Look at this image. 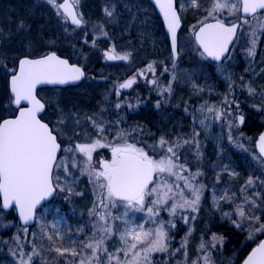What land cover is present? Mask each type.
Listing matches in <instances>:
<instances>
[{"label": "snow or ice", "instance_id": "snow-or-ice-1", "mask_svg": "<svg viewBox=\"0 0 264 264\" xmlns=\"http://www.w3.org/2000/svg\"><path fill=\"white\" fill-rule=\"evenodd\" d=\"M163 14L167 25V31L171 37L173 57L177 53V30L180 27V20L175 0H154ZM194 7H198V0H189ZM56 10V15L61 17L63 22L69 20L76 28L83 27L85 20L79 11L80 0H46ZM264 0H213L212 8L208 10V16L213 17L214 24H203L196 32V40L203 52L213 60L220 62L222 59L230 58L229 45L239 39L238 30L241 24L236 22L228 23L220 19L216 13H224L229 16H237L244 25H248L249 47L247 54L250 57L256 55V47L264 34ZM105 16H114L115 7L104 8ZM243 14L242 16L240 14ZM251 16L255 23L245 17ZM18 30L26 27L23 21L19 22ZM95 27L103 31V25ZM65 31H68L66 28ZM106 34V33H105ZM85 43H88L85 40ZM95 46V41H92ZM108 60L128 61L131 53L118 54L115 49L111 53L105 52ZM175 66V65H173ZM13 75L10 81V91L13 102L17 105L19 115L15 119L0 121V194L3 196L0 211L15 205L18 209L20 220L27 225L34 218V209L45 198L51 196L58 188L64 191L65 188L59 183V176L55 177L53 183V170L64 167L65 179L72 178L69 166L57 160V153L61 151V143L58 142L60 135L55 129L50 128L48 123L38 118L45 105L37 99L35 93L39 84H67L79 81L84 72L81 67L70 65L66 59L59 58L55 53L42 56L38 59L23 58L19 61L18 71L12 70ZM164 71H168L167 68ZM155 62L149 63L141 69L137 76L147 78L146 73L155 76ZM137 76H133L119 85V89H128L136 83ZM241 80L243 77L240 78ZM150 83L157 84L155 79ZM250 96L257 95L251 85H244ZM232 84H229L231 93ZM171 83L166 86L163 92H171ZM119 91V90H118ZM27 102L30 107H20L21 102ZM207 104V102H205ZM235 104L237 114L233 116L232 105ZM130 107L132 105H129ZM157 107L160 102H157ZM257 110L264 109V95H261L260 104H253ZM119 103L116 108H120ZM239 103L235 100L229 102L224 97L223 105L219 108L207 106L201 109L202 112L214 113L216 121L224 120L229 129L242 125L244 115L239 112ZM85 119L91 121V125L98 134L95 140H87L84 143H76L75 147L65 148V152H78L83 154V161H76L73 156L72 168L83 165L81 174H87L93 187L99 189L97 203L90 210L89 215L96 217L93 231L85 241H75L68 237L67 242L71 245H82L80 251L90 250V255L85 254L79 264H153L154 253H167L169 249V229L175 228L173 220L161 218V212H167L168 216L175 217L179 212H198L203 197L204 185L197 182L201 172H192L187 162L181 161V154L178 151L183 145L191 144L193 141H169L160 137L155 145L149 146L153 155L145 150V147H138L135 139V130L117 129L114 137L115 142L107 139L108 129L102 120L95 116H88ZM238 121V124H237ZM77 118L75 123L80 124ZM205 124L204 120L200 121ZM59 125L65 124V119L58 121ZM75 132V130H73ZM87 139V130L75 132ZM198 135V134H197ZM231 134L229 140L231 141ZM131 140V142H130ZM62 142V141H61ZM97 147H110L112 158L110 161L101 160L99 170L92 164L93 153ZM258 148L261 157H264V134L258 138ZM199 154V153H198ZM230 176L236 173L230 172ZM182 182V183H181ZM264 186V181H260ZM256 180L249 178L241 193H246L249 188H255ZM68 191L71 193L72 189ZM79 194V193H78ZM235 193L229 195L225 191L214 199V207L221 210L220 201L232 204ZM250 205V207H249ZM123 208L122 215H113V210ZM264 213V199L260 192H253L251 196L244 195L241 203L234 204L232 212H222L223 217L231 220L232 224L240 228L244 221L259 224L254 231H249L248 239H255L256 233H264V222H261L260 215L256 211ZM233 212L236 219H232ZM135 213H141L142 218L137 222ZM195 219V216L192 217ZM185 223L189 222L187 216H183ZM119 221L120 226H114ZM47 226L45 225L44 228ZM56 229V225H52ZM43 231V228H42ZM25 238L28 229L24 228ZM49 241L53 240L52 235L44 232ZM190 235V232H189ZM57 236L59 232L57 230ZM113 236L120 243L115 252H109L107 242ZM19 247V264H34V257L41 253L35 244L30 252H25L19 243L20 237L16 236ZM61 239H63L61 237ZM186 244V241H185ZM217 244L223 245V237L212 234L211 247ZM185 245H182L184 247ZM208 245L201 243L200 249L206 250ZM54 251L63 255L70 252L77 255L75 247L54 248ZM179 251V249H177ZM121 253L123 256H121ZM16 256L17 253L13 252ZM204 264H213L210 254L203 258ZM196 264V262H194ZM243 264H264V240H262L246 257Z\"/></svg>", "mask_w": 264, "mask_h": 264}, {"label": "rangeland", "instance_id": "rangeland-1", "mask_svg": "<svg viewBox=\"0 0 264 264\" xmlns=\"http://www.w3.org/2000/svg\"><path fill=\"white\" fill-rule=\"evenodd\" d=\"M44 0H0V29L5 28L6 24H9L11 20L14 19L15 14L19 15L21 11L20 17L28 18L31 20V11H33V18L37 15L35 12L38 10L39 12H46L43 5ZM95 1V0H94ZM205 0H198V7ZM72 0H70V3ZM98 2V0H97ZM100 2V1H99ZM122 8L124 13L127 16L131 17L128 20H124V18H117V6L111 0H102L98 5L97 3L88 4V8L90 11H87L83 5L79 3V11L83 14L85 25L80 30V33L77 30H69V32L77 33L81 38L92 35L93 41L97 39L103 45L102 48L106 50V52L111 53V50L114 48L127 47V43L125 41H119L120 36L126 35L129 33L130 26L134 23L133 19L135 16L134 7L130 6V4L126 1H123ZM213 0H206V4L208 10L212 8ZM178 10L181 18L190 19V11L195 9L196 7L192 6L189 0H178ZM212 3V4H211ZM115 7L114 16L109 18L105 16L103 9L108 7ZM33 9V10H32ZM99 12V19L92 20V15L94 11ZM39 14V13H38ZM218 14V13H216ZM222 16L226 17V19L233 20L237 16H229L227 12L220 13ZM41 15V13H40ZM211 17V16H209ZM116 21L121 22L120 30L118 33L113 29ZM252 23H255L254 20H251ZM96 25H103V31L99 28L95 27ZM152 23L148 22H139V29L143 31V34L146 33L148 36V40L150 41V47H157L158 43H161V38L153 33L152 30L148 29V26L151 28ZM45 26V25H44ZM248 26V25H247ZM43 27L42 24L37 26V28L41 29ZM35 28V27H34ZM192 26L185 25L183 30V36L179 37V45L182 52H186V57L189 55V48L187 41L190 42V34H191ZM249 31V30H248ZM248 31L244 35V40L240 44L241 51H244V58H235L231 56L226 59L224 62L219 64H213L212 74L217 77V81H210L208 79H199L200 75L197 73H189L187 75L186 87L188 93L191 92L192 95L198 96L194 101V112H193V122L195 123L196 131L198 135L202 136L203 141L208 144L209 148L212 146L216 149L217 155L220 158H223L224 162L222 163L219 169V175H222V178L216 181H213L207 188V191L203 192V197L200 202L198 213L199 217L197 220L201 223V235H207L209 239L212 240V234H216L213 228L217 225L227 223L228 226L233 227L235 230L240 232L250 231L252 222H243L240 228L234 226L231 220L223 217L222 212H232L234 204L240 203V199L242 198L241 189L235 187V180L238 178L240 174L244 173V165L232 157L229 153V132L223 131V122L216 121L214 119V113L202 112L201 109L206 108L207 106H215L219 108V100L222 98L223 92L219 89L223 85V87L228 88L231 83L232 86L236 85L239 82L250 81L249 85L255 86L261 82V79L264 78V34H261V39L257 43L256 47V55L254 57H250L247 54V48L249 45V36ZM106 33V34H105ZM148 33V34H147ZM102 35L104 36L102 38ZM181 43H185L184 46L181 47ZM160 46V44H158ZM166 49V47H165ZM239 49V52H240ZM169 52V51H168ZM166 51V55H169L168 60L170 63L173 62V59ZM180 52V54L182 53ZM201 54V53H200ZM97 51L94 52L93 58L90 61L91 69H93L95 63L98 60ZM77 56H80L77 54ZM182 56V55H181ZM203 56V55H202ZM185 57V56H184ZM181 57L179 60L181 63ZM90 59V58H89ZM166 59V57H165ZM203 59H206L203 56ZM92 63V64H91ZM96 67H94V70ZM111 73H117L115 71L107 70ZM177 71V70H176ZM6 73V72H5ZM4 72L0 73V121L5 117L8 111L13 112V108L9 107L10 110H7L5 104H11V100L9 99V94L5 90V83L8 79V75L5 76ZM172 73V72H171ZM164 74V73H163ZM172 75V74H171ZM166 78L161 81H158L157 87L155 90L161 91L166 86L171 83V89L173 80L176 79L175 74L169 77V75L165 74ZM178 76V74H177ZM4 77V79H3ZM169 77V78H168ZM243 77L241 80L240 78ZM4 81V84L2 82ZM167 80V82H166ZM114 84L111 82H106V80H101L100 82H96V80H87L84 81L82 86L73 90L74 95H67L62 98V92H53L52 99H60L62 104L57 107V116H53L48 114V116L44 117L45 120L53 123L54 129L60 133L59 137L64 141L65 148L75 147L76 143H84L87 140H95L98 136L96 129L92 127L91 121L85 119L88 116H95L97 119L102 120L105 124V127L108 129H113L112 131H108L106 133L107 139L110 142H115L114 137L116 135L117 129H127V130H135L134 135L136 141H138V147H145L146 151H149L150 155H153L149 146L155 145L160 137H165L169 141H177L178 136L180 134V128L182 126V117H177L174 121L170 122L164 119L162 124L158 123V120L155 128L152 131V127L148 125L146 122H141L140 119H148L145 117V112L148 108H150L145 103H128V102H114L113 99L110 98V94L115 90ZM181 86V84H180ZM160 89V90H159ZM182 89V88H181ZM180 89V90H181ZM166 94V95H165ZM166 100L164 101L166 105L169 107H178L181 105L183 97L185 94L183 92L176 93L172 91L170 93L164 92ZM64 99V100H63ZM207 102V104L205 103ZM119 103L121 107L116 108V104ZM56 104V103H55ZM129 105H132L131 107ZM53 106V104H50ZM142 109V115L137 116L138 111ZM185 114L187 115V108L184 109ZM190 111V110H189ZM9 112V113H10ZM64 118L65 124L59 125L58 121ZM79 118L80 124L77 125L75 120ZM204 120L205 124H201L200 121ZM161 129L156 133V129ZM82 132L83 130H87L89 136L86 138L76 135L75 132ZM225 130V129H224ZM161 133V134H159ZM158 134L157 142H154L153 139L155 135ZM71 142H76L74 145ZM131 142V140H130ZM109 149V148H108ZM212 148H210L211 150ZM111 150V149H110ZM73 156H75L76 161H83V154L78 152H65L63 151L62 157L58 160L63 164H67L69 166V172L72 174L71 177L65 179L64 167L54 170V184L55 177L59 176V183L62 187L65 188L64 191H60L58 188L59 195H66L67 203L70 206V211L65 212L60 209L57 205H52L51 203L45 205L37 214L36 224L27 234L36 241L37 244L42 246L44 241L49 242L51 245V249L54 248H72L75 247L77 251V255H72L70 252H65L63 255L54 251L58 256L54 259H42L37 261L38 264H79L80 260L83 258L84 254L80 251V244L71 245L67 242L68 237H71L72 240L79 241L77 236L74 234V229L79 231L91 230L93 231V225L96 222L95 216H90L89 212L93 208L94 204L97 203V194L99 189L93 187V184L90 183L89 177L87 174H81L80 164L77 168H72L71 165L73 163ZM259 162V159L256 158ZM94 161V159L92 160ZM236 173L235 176H230L229 173ZM182 183V182H181ZM71 188V193L68 189ZM225 191L229 193V195L235 193V198L232 204L226 203L224 201H220L221 210H217L214 207V199L222 195ZM79 193V194H78ZM124 209L118 208L113 210V215H122ZM135 218L137 222L142 218L141 213H135ZM235 213L233 212L232 219H236ZM75 221L74 223L71 222ZM56 225V229L54 230L52 225ZM47 226L44 228V226ZM114 226H120L119 221L115 223ZM43 228V231H42ZM57 230L59 232V236H57ZM44 232L52 235L53 240L49 241L47 237L44 235ZM92 234V233H91ZM61 237L63 239H61ZM119 241L113 236L112 240L107 242V248L109 252H115V249L120 247ZM18 249L19 247L16 246ZM12 249L9 251V255H6V258H0V264H19L18 261V250ZM13 252H16L17 255L14 256ZM3 255V254H2ZM121 256L123 254L121 253Z\"/></svg>", "mask_w": 264, "mask_h": 264}, {"label": "trees", "instance_id": "trees-1", "mask_svg": "<svg viewBox=\"0 0 264 264\" xmlns=\"http://www.w3.org/2000/svg\"><path fill=\"white\" fill-rule=\"evenodd\" d=\"M87 11H90L89 9ZM191 17L189 20H183V28L180 32V36H183V30L185 25H191L192 30L190 34V42L188 43L189 55L186 57V52H182L180 49V58L184 57L178 61V63H170L168 58L169 55H166L165 59V68L168 71H162L163 79L166 78L165 74L171 77L175 74L176 79L173 80L172 83V91L179 93L180 91L185 94L181 105L178 107H169L165 102H161L160 106L157 107V103H149L147 104L150 108L145 114L148 119H140L141 122H146L148 125L153 128L156 126L158 120L159 124L164 122V119L167 121H174L177 117H182V126L180 128V134L178 136L179 141L189 140L193 141L191 144L183 145L178 151L181 154V161L187 162L188 167L192 172L199 171L202 173L197 178V182L204 185V191H207L208 186L216 180L222 178V175H219V169L224 162L223 158H220L217 155L216 149L214 147L210 150L208 144L203 141L202 136L197 135L195 123L193 122V112H194V101L198 96H194L191 92L188 93L186 87L187 75L189 73H197L200 75L201 79H208L210 81H217L216 75L212 74L214 65L209 62L207 59H203L202 54L198 50L194 39L193 32L194 30L204 23L205 21L211 20L212 17L208 16V7L206 4V0L195 9H192L189 14ZM219 18L222 16L218 13ZM92 20L99 19V13L95 10L92 15ZM23 21L26 27L22 30H18L13 24L15 23V19L11 20L8 24V28H6L2 32V39L5 43L6 41H10L9 49L18 51V55L25 56L30 55L31 48L29 44V34H30V21L28 18H20L17 22V26L19 22ZM70 30V28H69ZM248 31L249 28L247 25H244L243 29L240 32L239 39L236 43L234 49L230 54V57L233 56L235 58H244V51H241L240 44L244 39V35ZM71 31V30H70ZM65 40L69 45V48H74L75 52L78 53L81 57L80 64L89 65L90 61L93 58L94 52H96L103 45L95 39V46H93L92 35L85 36L81 38L77 36L73 32H69L68 39ZM104 36L102 35V38ZM64 40V41H65ZM85 40L88 43H85ZM43 45H46V41L43 39ZM185 43H181V47L184 46ZM168 46L166 45V49ZM240 49V52H239ZM182 55V56H181ZM90 58V59H89ZM179 58V59H180ZM8 58H0V66L4 63ZM92 64V63H91ZM175 65V66H173ZM90 66V65H89ZM177 70V71H176ZM172 72V73H171ZM172 74V75H171ZM178 74V76H177ZM168 77V78H169ZM167 82V80H166ZM250 81L239 82L236 85L232 86L231 93L229 91V87H219V89L223 92L222 98L219 100V107L223 105L224 97L227 96L229 102L235 100L239 103V112L244 115V122L242 125L237 127H233L231 129L228 128L226 121L223 122V131H230L231 141H229V153L232 157L238 160L240 163L244 165V173L240 174L238 178L234 181L236 190L238 188H242L245 186L247 180L251 177L256 180L255 188H249L246 193H242V197L246 194L251 196L253 192H260L261 198L264 199V186L260 184V181H264V161L259 157L255 149V141L258 134L264 130V109L257 110V108L253 107V104H260L261 95H264V78L261 79V82L255 86H252L257 95L250 96L248 94V90L244 85H249ZM181 84V86H180ZM182 88V89H181ZM181 89V90H180ZM62 104V101L56 104L58 107ZM55 105V104H54ZM7 110L12 107L9 103L5 104ZM188 110L187 115H184L185 110ZM190 110V111H189ZM5 116L11 114V112ZM233 116L237 114V109L235 104L232 105ZM142 115V109L138 111L137 116ZM238 124V121H237ZM161 129H156V133ZM161 134V133H159ZM156 139H153L154 142H157L158 134L155 135ZM63 146L66 144L64 141L61 142ZM76 142H71L74 145ZM109 148V149H108ZM110 147H97L93 153L92 164L99 170V158L102 156L109 155ZM199 153V154H198ZM259 159V162L256 160ZM242 202V198L240 199V203ZM53 205H57L60 207L62 211L68 212L70 211V206L67 203L66 195L62 194L57 196L51 202ZM250 207V205H249ZM257 215H260L261 222H264V213L260 210L256 211ZM183 216H187L189 218V222L185 223L183 220ZM195 216V219L192 217ZM197 217H199L198 213H193L191 211L187 212H179L175 217L168 216L167 212H161V218L164 220H173L176 227L169 229L170 240L168 242L169 249L167 253H154L153 254V264H204L203 257L206 254H210L213 264H241L243 259L247 256L250 250L261 240L264 239V233H256L255 239L249 240L247 232H240L235 230L233 227L228 226L226 222L223 224L217 225L213 228L214 232H216L217 237H223V245L217 244L215 248L211 247V239L207 237V235H201V223L198 222ZM74 223L75 221H72ZM250 222V221H244ZM251 223V222H250ZM256 227H259V224H253L251 226L250 231H254ZM24 228H21L17 222V218L13 212L5 213L0 211V255L5 256L9 255V251L12 249H16L18 246L17 241L14 237H20V244L23 246L25 252H30L32 250L33 245L38 246L37 250L41 253L39 257H34V261H40L42 259L50 260L56 259L57 254L51 249V245L49 242L44 241L42 246L37 244L35 240L30 238V236H26L23 232ZM32 229V228H31ZM29 232V231H28ZM27 232V233H28ZM190 232V235H189ZM91 230L79 231L74 229V234L77 236L79 241H85L88 237L91 236ZM186 241V244H185ZM204 242L208 245L206 250H201L200 245ZM182 245H185L182 247ZM82 247V245H79ZM179 249V251H177ZM17 252L19 249L17 248ZM90 255V250H85V253Z\"/></svg>", "mask_w": 264, "mask_h": 264}, {"label": "flooded vegetation", "instance_id": "flooded-vegetation-1", "mask_svg": "<svg viewBox=\"0 0 264 264\" xmlns=\"http://www.w3.org/2000/svg\"><path fill=\"white\" fill-rule=\"evenodd\" d=\"M102 0H80V5H83L86 9V5L92 4V2L97 3V5ZM113 3L118 7L117 8V14L119 18H124V20H128V18H131L124 13L125 11L122 8L123 1H126L130 4V6L134 7V23L130 26L129 33L126 35L120 36L119 41H125L127 43V47H121L116 48V53L118 54H124V53H131V57L128 61H122V60H108L104 53L106 50L102 47H100L97 50L98 60L95 63L94 67L96 69L94 70L91 68H84L87 67L86 65L82 67L85 70L86 77L84 81L87 80H96V82H100L101 80H106V82H112L114 86V91L110 94V98L113 99L114 102H128V103H157L158 101L164 102L166 100V97L163 94H161V91L155 90L157 87L158 81L161 79L163 81V73L165 69V57H166V51L168 52L169 49H165L166 47V33L164 30V27L161 24V21L159 20L155 10L150 6L148 0H111ZM44 8L46 9V12L42 11L39 12L36 10V16L33 18V11H31V20L30 21V36H29V44H30V55H25L30 58H38L41 56H45L49 53H55L60 57L67 58L71 63L75 64L77 61L80 63L82 60L80 56H77L78 53L75 52L74 48H69L68 43L65 40L69 37V28L71 30H77L80 33V30H82V27L76 28L75 25H72L70 20L65 23L61 19V17H58L56 15V10L49 4L46 3V0L42 1ZM63 0H58V3H62ZM213 3V2H212ZM211 3V4H212ZM33 10V9H32ZM124 11V12H123ZM39 13V14H38ZM41 13V15H40ZM99 13V12H98ZM19 15H21V11L19 12ZM15 14L14 19L15 23L13 22L11 26H14L17 28V22L22 17ZM148 22L152 23L151 28L148 26L149 30H152L155 35L161 38L160 46L157 44V47H150V41L148 40V36L143 34V31H140L139 29V22ZM215 20V19H214ZM248 20H252V17ZM239 21L241 24V30L244 27V24L242 23V20L235 18V20H227L226 22H237ZM119 21H116L114 24L113 29L116 33H118L120 30H122V27H120ZM40 24L43 25L41 29L37 28ZM45 25V26H44ZM8 24L5 25V28H8ZM35 27V28H34ZM68 29V31H65V29ZM3 29H0V58H8L2 65L0 66V73L6 72L8 75V79L5 83V90L9 94V88L8 83L10 77L13 75L12 70H16L18 67L19 60L22 56L18 55V51L12 50V48L9 49L10 41H6L5 43L2 39V32ZM72 31V32H73ZM71 32V33H72ZM77 36H79L76 32L74 33ZM148 34V33H147ZM43 39L46 41V45H43L42 41ZM65 40V41H64ZM244 40V39H243ZM169 53V52H168ZM77 62V63H78ZM155 62V76L152 75V73H146L147 78L137 76V73L145 68L149 63ZM107 70L115 71V73H111ZM133 76H137L136 83H134L130 88H128L126 91L123 89H119V85L127 81L128 79L132 78ZM4 79V77H3ZM155 79L157 81V84L150 83V80ZM83 81V82H84ZM3 84L4 81L2 80ZM83 82L77 86H71V87H65V88H43L39 89L37 92L38 97L45 103L47 109L45 111L44 117L48 116V114H51L53 116H57V107L56 104L60 102V99L53 100L52 94L53 92H62V98L66 97L67 95H74L76 93L73 92V90L77 89L78 87L82 86ZM119 90V91H118ZM160 90V89H159ZM10 96V95H9ZM78 96V94H77ZM75 96V97H77ZM11 100L13 112H11L10 115L15 114L17 112L18 108L13 105V100L11 99V96L9 97ZM64 100V99H63ZM56 103V104H55ZM50 104H53V106H50ZM55 104V105H54ZM149 108L147 109V111ZM145 112V114L147 113ZM4 119L6 118L3 117ZM49 122L48 120H46ZM52 126L53 123L49 122ZM111 156V150L109 151L108 156H102L99 159L100 160H110L112 158ZM0 258H6L5 256L0 255ZM34 264H38L37 261H34Z\"/></svg>", "mask_w": 264, "mask_h": 264}, {"label": "water", "instance_id": "water-1", "mask_svg": "<svg viewBox=\"0 0 264 264\" xmlns=\"http://www.w3.org/2000/svg\"><path fill=\"white\" fill-rule=\"evenodd\" d=\"M149 2L151 3V5H152V6L154 7V9L156 10V12H157V14H158V16H159V18H160L162 24H163L164 30H165L166 35H167V40H168L169 48H170L171 54H172V56H173L172 44H171V37H170V34H169L168 31H167V25H166V23H165V21H164V19H163V14L159 11V8H158L157 5L155 4L154 0H149ZM174 6L177 8V0H175V4H174ZM262 11H263V10H262ZM177 14H178V16H179V20H180V27H179L178 30H177V53H176L175 57H173L174 60H175V62H177L178 59H179V33H180V31H181V28H182V20H181V17H180V14H179L178 8H177ZM240 15L242 16L243 14L241 13ZM250 17H251V16H248V17H245V18H250ZM215 22H216V21H210V22H206V23H203V24H214ZM236 23H239V22H236ZM201 26H202V25H200V26L196 29V31L194 32V40H195V42H196V45H197L198 49H199V50H200V51H201V52H202V53H203V54H204L209 60H211V61L214 62V63H220V62L224 61L225 59H222V61L217 62V61L213 60L211 57H208L207 54L203 52V49L200 47V45L198 44V42H197V40H196V32L199 31V29H200ZM238 31H239V30H238ZM237 34H238V32H237ZM234 42H235V40H234ZM234 42H233V44H234ZM233 44H230V45H229V53H230V50H231ZM229 53H227L226 56H228ZM49 54H51V53H49ZM47 55H48V54H47ZM56 55H57V54H56ZM57 56H58V55H57ZM41 57H42V56H41ZM41 57H38V58H41ZM58 57L61 58V59H66L70 65H76V66H78L77 64H71L67 58H63V57H60V56H58ZM23 58L38 59V58H30V57H22L21 59H23ZM21 59H20V60H21ZM20 60H19V61H20ZM18 65H19V63H18ZM79 67H80V66H79ZM81 69H82V68H81ZM82 70H83V69H82ZM17 71H18V67H17ZM83 72H84V70H83ZM84 78H85V72H84V76H83L79 81L69 82V83H67V84H39V85L36 86V89H35V93H34V94L36 95L37 99H39L38 96H37V90L40 89V88H45V87H67V86L77 85V84H79L80 82H82V80H83ZM10 81H11V77H10V80H9V90H10ZM123 90L126 91L127 89H123ZM10 94H11V96H12L11 91H10ZM12 97H13V96H12ZM39 100L41 101V99H39ZM41 103H43V102L41 101ZM14 104H15V103H14ZM43 104H44V103H43ZM15 105H16V104H15ZM44 105H45V104H44ZM16 106H17V105H16ZM20 107H22V108H27V107H30V105L27 104V102H23V101H22ZM45 110H46V106L44 107V109H43L40 113H38V118H40V119L42 120V122H45V121L41 118V116L44 114ZM18 115H19V111H17V113H16L14 116L9 117V118H7V119H15ZM4 120H5V119H4ZM45 123H47V122H45ZM49 127L51 128L50 125H49ZM261 134H264V130H263L260 134H258V136H257V138H256V141H255V149H256V151H257V153H258L259 156H260V153H259V148H258V138H259V136H260ZM58 142H59V139H58ZM61 153H62V145H61V151L57 153V160L59 159ZM260 157H261V156H260ZM261 159L264 160V157H261ZM54 169H55V167H54ZM53 173H54V170H53ZM53 183H54V182H53ZM56 192H57V189H56V191L53 192V194H52L51 196L45 198L44 200H42V201L36 206V208L34 209V218H33V219H32L27 225L23 224V222L20 220L18 209L15 207L14 204L11 205L8 209H6V210H2V211H4V212H11V211H13V212L15 213L16 217H17V220H18L19 224H20L22 227H24V228H30V227H33V225H35V223H36V218H37V213H38V211H39L44 205H46L47 203L51 202V201L55 198V196H56ZM2 202H3V196H2V194H0V205H2ZM263 240H264V239H263ZM261 241H262V240H261ZM261 241H260V242H261ZM260 242H259V243H260ZM259 243H258V244H259ZM258 244H257V245H258ZM257 245H256V246H257ZM256 246H255V247H256ZM255 247H253L252 250H253ZM252 250H251V251H252ZM251 251L248 253V255L251 253ZM248 255H247V256H248ZM247 256H246V257H247ZM246 257H245V259H246ZM245 259H244V260H245ZM244 260H243V261H244ZM241 264H243V262H242Z\"/></svg>", "mask_w": 264, "mask_h": 264}]
</instances>
